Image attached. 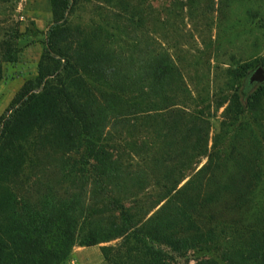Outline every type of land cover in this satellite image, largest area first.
Returning <instances> with one entry per match:
<instances>
[{
  "label": "trees",
  "instance_id": "obj_1",
  "mask_svg": "<svg viewBox=\"0 0 264 264\" xmlns=\"http://www.w3.org/2000/svg\"><path fill=\"white\" fill-rule=\"evenodd\" d=\"M69 1L50 0L53 23L37 75L24 82L0 116V186L13 179L23 186L28 172H45L38 163L44 143L32 147L29 140L49 135L60 156L57 168L69 176L79 174L92 188L66 200L45 195L40 203L20 206L6 197L12 205L0 209L6 218L0 224V264H63L76 240L94 246L116 237L123 242L114 264H187L189 252L211 242L201 229L210 222L217 225L224 212L239 214L230 224L240 246L229 241L223 258L229 264H264V123L250 130L254 157L242 177L230 178L241 192L231 193L220 212L212 208L220 199L211 200L210 215L192 182L179 188L185 177L182 162L191 153L185 137L176 140L182 130L176 119L186 113L172 111L179 74L172 57L150 45L144 50L135 45L136 56H128L117 45L96 39L85 42L88 50L97 48L94 55L81 51L70 57L64 45L72 39L65 24ZM130 21L141 24L139 15ZM13 49L8 46L5 60L16 59ZM243 94V108L255 113L264 100V83L248 86L245 81ZM170 119L173 130L162 132ZM152 133L161 137L158 153L146 140ZM151 187L155 194H147ZM196 264L218 262L203 258Z\"/></svg>",
  "mask_w": 264,
  "mask_h": 264
},
{
  "label": "rangeland",
  "instance_id": "obj_2",
  "mask_svg": "<svg viewBox=\"0 0 264 264\" xmlns=\"http://www.w3.org/2000/svg\"><path fill=\"white\" fill-rule=\"evenodd\" d=\"M137 15L141 19L139 26L130 21ZM65 20L72 37L70 44L64 43L70 57L80 55L81 51L83 55L89 52L94 55L97 48L88 50L85 44L93 43V39L97 43L109 41L128 56H136L135 45L143 50L150 45L172 57L179 70L177 83L172 87L176 90L172 111L186 113L183 119H176L182 126V130H177L176 140L179 143L185 137L191 153V158L182 162L185 177L179 188L192 182L193 193L204 197L210 215L211 200L215 198L221 204L212 208L217 212L226 209L223 203L229 195L241 192V186L238 191L230 178L242 177L240 174L254 157L250 151L254 142L250 130L257 129L255 123H264V100L255 113L241 104L248 75L256 67H264V0H70ZM52 23L50 0H0V116L24 82L37 75ZM81 43L83 50L78 49ZM8 46L15 49L14 61L5 60ZM247 119L250 121L246 128ZM172 124L171 119L162 124V132L172 131ZM146 140L153 144L154 152L160 151L161 137L152 133ZM36 141L44 143L41 153L38 152V163L46 168L45 172L40 176L28 172L29 181L23 186L15 179L1 185L0 209L9 210L11 203L19 206L40 203L45 195L66 200L75 191L92 188L82 183L79 174L69 176L57 168L60 156L50 146L49 135H45V140L36 137L29 143L34 147ZM262 162L264 167V157ZM76 167L79 171V166ZM147 191L155 194L152 187ZM224 213L217 225L210 222L201 229L200 234L211 242L189 252L187 264H196V259L203 258L229 264L223 256L231 247L229 241L236 248L240 246L234 235L235 225L230 224L239 214ZM5 222V215L0 213V224ZM122 242L123 238L116 237L85 246L76 240L63 264H114L119 260L116 253Z\"/></svg>",
  "mask_w": 264,
  "mask_h": 264
},
{
  "label": "water",
  "instance_id": "obj_3",
  "mask_svg": "<svg viewBox=\"0 0 264 264\" xmlns=\"http://www.w3.org/2000/svg\"><path fill=\"white\" fill-rule=\"evenodd\" d=\"M248 86H254L255 84L261 85L264 83V67H256L249 75L246 80Z\"/></svg>",
  "mask_w": 264,
  "mask_h": 264
}]
</instances>
